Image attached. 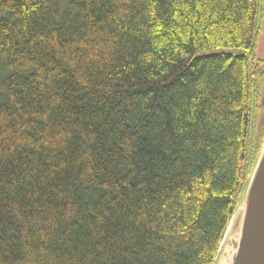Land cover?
<instances>
[{"label":"trees","instance_id":"1","mask_svg":"<svg viewBox=\"0 0 264 264\" xmlns=\"http://www.w3.org/2000/svg\"><path fill=\"white\" fill-rule=\"evenodd\" d=\"M264 0H0V264H215L264 141Z\"/></svg>","mask_w":264,"mask_h":264},{"label":"water","instance_id":"2","mask_svg":"<svg viewBox=\"0 0 264 264\" xmlns=\"http://www.w3.org/2000/svg\"><path fill=\"white\" fill-rule=\"evenodd\" d=\"M215 264H264V141Z\"/></svg>","mask_w":264,"mask_h":264},{"label":"rangeland","instance_id":"3","mask_svg":"<svg viewBox=\"0 0 264 264\" xmlns=\"http://www.w3.org/2000/svg\"><path fill=\"white\" fill-rule=\"evenodd\" d=\"M255 58H256V61L260 63L261 67L264 68V17H263V20L261 23L259 40H258V44H257L256 50H255ZM262 101L264 102V96L262 98ZM263 106H264V104H263ZM260 149H261V147H260ZM258 155H259V153H258ZM258 155L256 158H253L254 164H253L252 170H253L254 165L257 161ZM252 170H251V172H252ZM247 183H248V181H247ZM247 183H246V185H247ZM243 193H244V191H243ZM242 196H243V194H242ZM242 196H241V198H242ZM241 198H240V200H241Z\"/></svg>","mask_w":264,"mask_h":264},{"label":"flooded vegetation","instance_id":"4","mask_svg":"<svg viewBox=\"0 0 264 264\" xmlns=\"http://www.w3.org/2000/svg\"><path fill=\"white\" fill-rule=\"evenodd\" d=\"M263 104H264V102H263Z\"/></svg>","mask_w":264,"mask_h":264}]
</instances>
